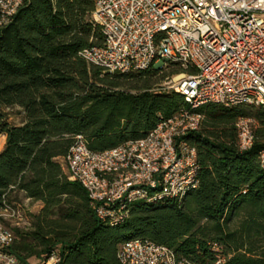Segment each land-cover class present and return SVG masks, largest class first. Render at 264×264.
Instances as JSON below:
<instances>
[{
    "label": "trees",
    "instance_id": "16d2710c",
    "mask_svg": "<svg viewBox=\"0 0 264 264\" xmlns=\"http://www.w3.org/2000/svg\"><path fill=\"white\" fill-rule=\"evenodd\" d=\"M94 0H24L0 27V208L23 198L40 204L28 226L6 223L17 264L40 263L51 252L57 264H119L118 245L130 238L171 248L195 264H264V109L208 103L197 129L182 139L196 150L197 186L181 199L131 205L124 222L96 218L86 189L68 179L57 158L75 135L101 152L143 137L160 118L187 106L157 78L182 70L108 73L78 55L100 46L89 22ZM188 73L195 70L188 66ZM22 114L18 124L5 109ZM252 120L254 141L236 144V120ZM220 257L222 261L216 263Z\"/></svg>",
    "mask_w": 264,
    "mask_h": 264
},
{
    "label": "built area",
    "instance_id": "2783aa9c",
    "mask_svg": "<svg viewBox=\"0 0 264 264\" xmlns=\"http://www.w3.org/2000/svg\"><path fill=\"white\" fill-rule=\"evenodd\" d=\"M23 1L0 0V27ZM89 22L103 41L82 48L79 56L108 73L178 66L182 71L169 77V90L187 104L160 118L143 137L101 152L90 151L81 135L74 136L62 157L68 179L86 189L96 218L116 225L135 202L181 199L197 186L196 150L182 139L200 124L196 109L208 103L264 109V0H94ZM188 66L195 72L188 73ZM251 125L249 118L236 120L240 151L254 141ZM258 158L264 170V150ZM21 211L18 203L0 208V264H17L6 223H23ZM116 258L119 264H195L140 238L121 242ZM59 260L51 252L40 264Z\"/></svg>",
    "mask_w": 264,
    "mask_h": 264
},
{
    "label": "rangeland",
    "instance_id": "374dc122",
    "mask_svg": "<svg viewBox=\"0 0 264 264\" xmlns=\"http://www.w3.org/2000/svg\"><path fill=\"white\" fill-rule=\"evenodd\" d=\"M169 80H170L169 77L168 78L167 77L166 78H164V77L157 78L158 89L163 90V91H171V90H169L170 89ZM5 111L7 112V120L9 122L14 123V124H18L19 122L22 121L23 117H22V114L18 111V109L7 108V109H5ZM1 148H2V140L0 137V150H1ZM59 162L64 167L62 160L61 161L59 160ZM14 200H16L15 202L18 203L21 207V210H22L21 213L24 216V219H23L24 222L23 223H25V226H28V224H29L28 221L30 220V216L39 210L40 204L38 202H32L30 200H28V201L25 200V198H23L21 193H17ZM23 223H20V225L21 224L24 225ZM29 264H40V263L38 262V260L36 258H31L29 260Z\"/></svg>",
    "mask_w": 264,
    "mask_h": 264
},
{
    "label": "crops",
    "instance_id": "0c3cea01",
    "mask_svg": "<svg viewBox=\"0 0 264 264\" xmlns=\"http://www.w3.org/2000/svg\"><path fill=\"white\" fill-rule=\"evenodd\" d=\"M0 137H1V140H2V146H3V143H4V136H3L2 134H0ZM58 159L61 161V160H62V157H61V158H58ZM58 159H57V161L59 162ZM62 168H63V170L66 172L65 167L62 166Z\"/></svg>",
    "mask_w": 264,
    "mask_h": 264
},
{
    "label": "bare ground",
    "instance_id": "6f19581e",
    "mask_svg": "<svg viewBox=\"0 0 264 264\" xmlns=\"http://www.w3.org/2000/svg\"><path fill=\"white\" fill-rule=\"evenodd\" d=\"M179 77H181V76H177L176 79L179 78Z\"/></svg>",
    "mask_w": 264,
    "mask_h": 264
}]
</instances>
